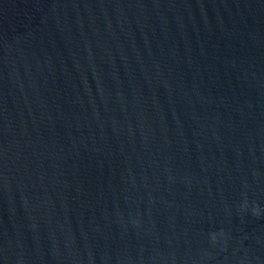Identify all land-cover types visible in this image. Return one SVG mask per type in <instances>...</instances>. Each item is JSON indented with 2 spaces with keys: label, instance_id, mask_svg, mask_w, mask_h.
Wrapping results in <instances>:
<instances>
[{
  "label": "water",
  "instance_id": "water-1",
  "mask_svg": "<svg viewBox=\"0 0 264 264\" xmlns=\"http://www.w3.org/2000/svg\"><path fill=\"white\" fill-rule=\"evenodd\" d=\"M0 264H264V0H0Z\"/></svg>",
  "mask_w": 264,
  "mask_h": 264
}]
</instances>
